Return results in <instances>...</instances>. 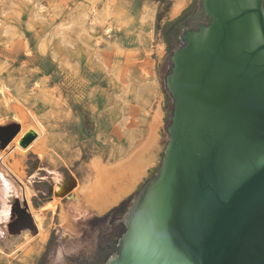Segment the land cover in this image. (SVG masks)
Here are the masks:
<instances>
[{
  "label": "rangeland",
  "instance_id": "1",
  "mask_svg": "<svg viewBox=\"0 0 264 264\" xmlns=\"http://www.w3.org/2000/svg\"><path fill=\"white\" fill-rule=\"evenodd\" d=\"M176 1L0 0V86L35 114L45 130L41 160L32 149L9 157V162L15 157L24 168L25 180L36 173L35 207L51 199L49 171L55 168L65 178L72 174L82 178L94 158L107 164L123 160L146 139L157 104L163 111V144L156 151V163L133 191L105 212L89 214L74 229L60 233L53 228L43 250L37 253L30 246L26 254L18 251L11 264H104L114 252L124 231V214L158 172L169 142L173 97L167 76L172 54L184 45L185 31L208 25L202 0H186L180 14L171 17ZM158 43L163 45L160 56ZM140 65L150 74L141 73ZM15 123L0 95V128ZM11 142L0 150L8 152ZM21 201L4 232L0 224V264L8 263V239L33 230L8 226L26 208ZM16 203V196L10 195L8 204ZM44 216L47 224H57V216L48 210Z\"/></svg>",
  "mask_w": 264,
  "mask_h": 264
},
{
  "label": "water",
  "instance_id": "2",
  "mask_svg": "<svg viewBox=\"0 0 264 264\" xmlns=\"http://www.w3.org/2000/svg\"><path fill=\"white\" fill-rule=\"evenodd\" d=\"M202 7L208 25L185 31L171 57L162 164L104 264H264V0ZM19 131L0 128L1 148ZM20 213L8 226L34 228Z\"/></svg>",
  "mask_w": 264,
  "mask_h": 264
},
{
  "label": "bare ground",
  "instance_id": "3",
  "mask_svg": "<svg viewBox=\"0 0 264 264\" xmlns=\"http://www.w3.org/2000/svg\"><path fill=\"white\" fill-rule=\"evenodd\" d=\"M185 5L186 0H177L172 7L171 17L180 14ZM53 6L55 7L54 4ZM90 11L93 15L97 14L94 5L90 6ZM109 30V26L104 28L106 33ZM157 52L159 56L163 55V45L160 43L157 45ZM166 60L167 58L160 61V64H164ZM140 69L144 75L150 74L145 65H140ZM156 75L154 81H157L158 76ZM0 95L4 106L11 110L15 124L21 125L19 133L11 140L12 142L10 141L8 152L0 150V224H3L4 232L11 213L16 212L19 205H23L22 199L34 223L33 230L23 231L19 237L8 239L7 245L10 251L7 264H11L10 261L18 257V251H23L25 254L30 251V246H33V250L37 253L43 250L50 239L53 228H62L63 231L74 229L76 223L82 219L85 220L89 214H101L115 206L125 195L133 191L142 177L147 174V170L156 163V151L163 144L160 131L163 111L160 104H157L150 120L148 133L145 132L146 139H142L143 142H139L140 144L135 149L133 148L134 150L132 149L133 151L127 154L126 158L111 164L103 162L100 158H94L90 163L88 162L87 168H84L82 178H78L75 174L65 178L55 168L52 169L49 171L51 199L40 207H35L32 199L36 195L34 188L36 173L25 180L24 168L15 157L14 161L9 162V157H12L14 152L25 155L28 150L32 149L41 160L44 152L42 144L44 126L35 114L24 109L20 101L3 86H0ZM27 118L29 121H26ZM12 194L16 196L15 205L8 204V199ZM44 209L48 210L52 217L57 216V224L53 221L52 224L46 223ZM59 247L60 244L56 250Z\"/></svg>",
  "mask_w": 264,
  "mask_h": 264
},
{
  "label": "crops",
  "instance_id": "4",
  "mask_svg": "<svg viewBox=\"0 0 264 264\" xmlns=\"http://www.w3.org/2000/svg\"><path fill=\"white\" fill-rule=\"evenodd\" d=\"M46 209H44L43 211H45Z\"/></svg>",
  "mask_w": 264,
  "mask_h": 264
},
{
  "label": "flooded vegetation",
  "instance_id": "5",
  "mask_svg": "<svg viewBox=\"0 0 264 264\" xmlns=\"http://www.w3.org/2000/svg\"><path fill=\"white\" fill-rule=\"evenodd\" d=\"M206 15V14H205ZM207 21H208V18H207Z\"/></svg>",
  "mask_w": 264,
  "mask_h": 264
}]
</instances>
